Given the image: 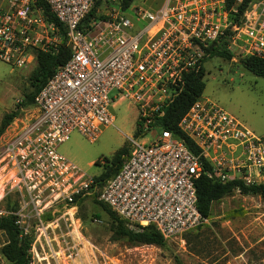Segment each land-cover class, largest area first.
<instances>
[{"label": "built area", "instance_id": "obj_1", "mask_svg": "<svg viewBox=\"0 0 264 264\" xmlns=\"http://www.w3.org/2000/svg\"><path fill=\"white\" fill-rule=\"evenodd\" d=\"M39 1L0 0V60L23 67L37 50L57 51L62 41L69 49L27 113L0 133V216L13 214L18 235L28 238L25 264H127L85 232L78 213L85 202L101 201L130 228L153 225L167 240L205 220L196 207L200 173L264 183V132L200 94L177 120L196 151L168 129L146 128L186 73L223 57L213 49L233 60L264 57V0H161L154 7L107 0L92 15L93 0ZM122 99L135 105L143 133L128 137L119 168L100 180L57 144L74 130L95 139L113 121L109 104ZM10 194L13 208L3 203Z\"/></svg>", "mask_w": 264, "mask_h": 264}, {"label": "rangeland", "instance_id": "obj_2", "mask_svg": "<svg viewBox=\"0 0 264 264\" xmlns=\"http://www.w3.org/2000/svg\"><path fill=\"white\" fill-rule=\"evenodd\" d=\"M160 2L132 0V4L148 7ZM107 4V0H98L97 6ZM34 65L35 61L15 67L0 60V117L15 108L20 117L27 113V103L23 102L32 89L28 74ZM201 66L204 86L200 96L216 102L251 130L264 132V77L247 70L238 59L210 57ZM108 108L113 121L102 126L95 139L90 141L74 130L57 144L58 151L88 175L99 173L100 159L109 157L122 144L129 146L128 137H136L132 134L135 105L122 99L112 101ZM150 136L147 132L144 137ZM7 201L12 203L14 195H8L4 203ZM79 211L83 229L90 238L127 264H175L173 256L184 264H264V196L259 194L232 190L211 202L202 223L162 245L131 244L124 237L112 239L109 218L96 202L83 203ZM4 239L0 230V245ZM4 261L0 253V263Z\"/></svg>", "mask_w": 264, "mask_h": 264}, {"label": "trees", "instance_id": "obj_3", "mask_svg": "<svg viewBox=\"0 0 264 264\" xmlns=\"http://www.w3.org/2000/svg\"><path fill=\"white\" fill-rule=\"evenodd\" d=\"M131 0H121V5L126 6ZM229 1V0H228ZM38 3L40 1L38 0ZM98 4V0L92 1V6L88 14L92 15ZM43 12L47 15L48 19L56 22L54 16L49 13L45 4L42 5ZM211 54H218L225 58L230 56V53L226 50L213 49ZM69 55V49L62 41L57 51H35V65L28 74V79L32 85V89L25 94L24 104L27 106L32 101L33 94L41 87L46 78L51 74L54 67L57 64L63 63ZM239 62L243 67L252 72L253 74L264 77V57H258L253 55H245L239 58ZM203 68L199 66L196 69L190 70L185 74L183 88L175 95V97L169 102L165 103L161 107V113L154 115L150 123L146 128H152L156 125L170 130L172 133L181 137L183 141L193 151L197 150V147L193 144L192 140L187 137L177 126V120L181 114L186 110L190 102L200 94L203 89L204 81L202 78ZM18 113V108L11 109L4 112L0 117V133L5 126L12 120ZM143 133V129L140 127V122L135 119V127L133 130L134 136H139ZM128 151V146L122 144L115 149L112 154L107 157L104 156L102 164V170L97 173L96 178L104 180L119 168L125 154ZM207 166L204 164V167ZM195 194H196V207L202 216L209 214L211 202L220 198L221 196L231 192L235 188L241 193H255L264 196V183H251L243 184L238 179L229 180H217L210 178L206 173L202 172L194 181ZM5 196L4 201H6ZM98 203L106 215L109 218L111 231L110 237L117 239L124 237L131 244L148 243L162 245L165 239L161 236L159 231L153 225H147L142 229H134L125 225L123 219L119 218L113 211H111L104 203L98 200H93ZM4 206L14 207V201L8 202ZM81 207V206H80ZM80 210V208H79ZM80 217V211H78ZM0 230L3 231L5 239L0 245V253L4 257L5 261L0 264H25L26 263V247L28 238L25 236H19L16 225L14 224V215L5 214L0 216ZM175 264H184L177 256H173Z\"/></svg>", "mask_w": 264, "mask_h": 264}, {"label": "crops", "instance_id": "obj_4", "mask_svg": "<svg viewBox=\"0 0 264 264\" xmlns=\"http://www.w3.org/2000/svg\"><path fill=\"white\" fill-rule=\"evenodd\" d=\"M135 118H136V116H135Z\"/></svg>", "mask_w": 264, "mask_h": 264}]
</instances>
